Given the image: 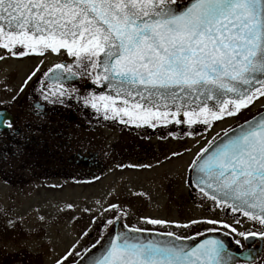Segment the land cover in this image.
<instances>
[{"label": "snow or ice", "instance_id": "obj_1", "mask_svg": "<svg viewBox=\"0 0 264 264\" xmlns=\"http://www.w3.org/2000/svg\"><path fill=\"white\" fill-rule=\"evenodd\" d=\"M0 49L13 57L64 50L74 58L73 64L57 63L44 73L55 82V91L49 88L45 99L63 97L68 92L61 82L64 75L75 78L74 68H83L94 84L115 93L83 97L105 119L136 126L173 121L190 129L210 126L264 97V0H190L182 10L177 0H0ZM5 58L0 55V60ZM189 167L203 196L264 225V116L246 121L232 136L226 132L219 143L209 141ZM223 227L236 232L231 225ZM259 235L264 238V232ZM91 264L234 261L218 239L185 248L174 242L145 243L121 233Z\"/></svg>", "mask_w": 264, "mask_h": 264}, {"label": "flooded vegetation", "instance_id": "obj_2", "mask_svg": "<svg viewBox=\"0 0 264 264\" xmlns=\"http://www.w3.org/2000/svg\"><path fill=\"white\" fill-rule=\"evenodd\" d=\"M0 55L6 57L0 60V203L4 205L2 200L10 193H28L33 197L40 195L41 191L32 188L35 184L50 185L51 190L58 184L89 186L103 181L100 185H111L115 183L113 174L120 172L128 173L129 177L135 175L136 183L146 184L149 183L144 180L148 177L147 170L157 163L156 167L161 172L157 173L159 193L152 199L155 202L163 200L167 205L170 204L171 196L167 193L169 188L167 191L165 185L171 172L164 169L168 168L166 165L171 161H179L185 153L183 148L172 146V142L186 137V129L181 130L182 124L170 122L157 123L155 127L147 124L136 126L121 123L119 119H105L103 112H97L84 103L83 97L89 93H103V85L94 84L92 77L83 68H74L78 72L75 78L69 79L67 74L64 75L61 82L68 92L63 97L57 94L45 99L49 88L55 91V82L46 79L44 73L57 63H74V58L64 50L56 54L49 50L44 55L30 53L23 57H13L0 49ZM8 67L27 71L19 81L11 84L15 78V70H5ZM37 68L39 71L25 84L24 81ZM42 88L44 91H41ZM8 124H11V127ZM171 127H174V130ZM177 127L178 130H175ZM185 180L183 175L180 190L186 191ZM191 192L215 205L192 186L188 194L191 195ZM154 193L153 190L152 194L148 192V195L153 196ZM175 196L181 194L175 193ZM181 201L184 204L183 199ZM184 205L185 211L186 204ZM217 207L225 209L223 220L228 225L234 228L246 226V230L241 231L257 235L235 239L229 228L217 227L209 230L228 232L236 243L239 241L237 244L240 250L260 248L263 253L264 238L259 233L264 232V225L229 208ZM180 213L177 211L174 214ZM162 218H169V213ZM239 219H242V222L237 223ZM119 220L126 225L142 229L170 231L175 234H181L183 231L179 227L171 228L169 223H143L137 217H134V223L130 224L123 221L121 216ZM203 231L206 230H200L197 234ZM194 234L196 233L183 232L182 235ZM8 237L6 222L1 213L0 247L7 244L5 239H9Z\"/></svg>", "mask_w": 264, "mask_h": 264}, {"label": "rangeland", "instance_id": "obj_3", "mask_svg": "<svg viewBox=\"0 0 264 264\" xmlns=\"http://www.w3.org/2000/svg\"><path fill=\"white\" fill-rule=\"evenodd\" d=\"M184 1L186 0H177L178 3ZM11 68L15 70V78L11 83L14 84L26 74L27 69L17 71L16 67H8L5 70ZM263 108L264 97H259L247 108L241 109L233 116H224L221 120L212 121L210 126L197 124L190 129L188 125L182 124L181 130L186 129V137L172 142V146L183 148L185 153L179 161H171L166 165L168 168L164 169L171 172L165 185L167 191L169 188L167 193L171 196L169 205L163 200L155 202L152 199L159 193L157 173L160 169L156 167L157 163L147 170L148 177L144 180L149 183L146 184L136 183L135 175L129 177L128 173L120 172L113 174L115 183L111 185H100L103 181L89 186L58 184L51 190L50 185L35 184L32 188L41 191L38 196L33 197L28 193L5 195L2 200L4 205L0 203V214L2 213L5 219L9 239H5L7 244L0 247V264H56L58 260L61 264H67L87 249L86 246L100 238L111 226L108 221H114L118 216L129 224L134 223V217H137L143 223H147L148 219L164 220L171 228L177 227L178 224L188 225L179 227L183 230L181 234H197L200 230L223 227L227 224L223 220L224 208L202 200L200 196L196 197L193 192L188 194L191 170L189 165L196 153L208 146L209 141H214L232 126ZM171 129L174 130V127ZM175 130H178V127ZM190 131L194 132V135H188ZM183 175L186 179V191L180 190ZM160 177L162 179V174ZM153 190L154 195H148V192L152 194ZM175 193H180L181 196H175ZM181 199L186 204L185 211ZM113 204L117 205L119 210L111 208L110 205ZM69 205L71 207H68ZM177 211L181 213L175 215ZM167 213L169 218H162ZM208 219L220 223L209 225L203 222ZM193 220L200 223L192 224ZM239 222H242V219H239ZM235 229V239H242L243 236L237 233L244 232L246 226ZM253 264H264V251L260 259Z\"/></svg>", "mask_w": 264, "mask_h": 264}, {"label": "water", "instance_id": "obj_4", "mask_svg": "<svg viewBox=\"0 0 264 264\" xmlns=\"http://www.w3.org/2000/svg\"><path fill=\"white\" fill-rule=\"evenodd\" d=\"M189 3L190 0H187L185 3H177V7L182 10L183 7L188 5ZM102 91H104L106 94H112V95L115 94L106 85H103ZM136 99L139 98L137 97ZM261 116H264V110L246 121H250L253 118L259 120ZM246 121L232 127L226 132L228 133L229 136L234 135L236 132H239L241 126H246ZM225 133L220 135L214 141L216 143H219L221 140L225 138ZM195 175H196L195 172L192 171L191 169V173H190L191 182L193 186L199 190V188L196 187L194 182ZM131 229L133 228L120 224L119 219H117L114 222L112 228L105 234V236L100 240V242L97 245H94L89 249L85 250L83 254L71 264H91V261L102 256V254L106 251V249L110 247L111 241L115 239L118 234L121 233H126L129 237L134 238V240L142 241L145 243H147L148 241H158L160 243L174 242L185 248L195 247L198 244L202 243L204 240H210V239L222 240L225 242L228 251L231 253L234 264H239V263L251 264L259 258L261 253L260 248L249 251L240 250L238 245L232 241V237L229 234L221 231L207 232L202 234L201 236L180 237L175 234L169 236L167 235L168 232L148 231L141 229H139V231L133 232L131 231ZM177 237H180V239H176Z\"/></svg>", "mask_w": 264, "mask_h": 264}]
</instances>
